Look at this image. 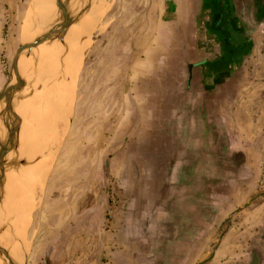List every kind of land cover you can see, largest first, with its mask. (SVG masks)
I'll return each instance as SVG.
<instances>
[{
    "label": "rangeland",
    "instance_id": "374dc122",
    "mask_svg": "<svg viewBox=\"0 0 264 264\" xmlns=\"http://www.w3.org/2000/svg\"><path fill=\"white\" fill-rule=\"evenodd\" d=\"M164 2L0 0V264H112L117 245L125 253L118 264H133L128 258L136 256L138 242L135 264H260L264 123L262 130L252 128L247 154L229 151L230 145L245 149L247 138L231 141L226 123L210 133L204 153L154 155L168 165L192 161L186 170L173 171L171 186V170H154L148 186L140 179L144 171L140 176L135 168L149 158L135 153L137 141L141 149L175 150L179 144L172 137L149 138L146 121L139 120L145 112L135 100L158 67L156 50L170 44L160 34ZM42 36L28 53L26 41ZM136 82L143 85L140 91ZM7 88L14 90L10 106ZM230 123L244 133L243 120ZM181 194L189 201L188 214L198 213L188 234L161 233L155 226L135 238L128 233V222L148 196L164 201L166 210L172 197L177 210L185 207L176 202ZM21 214L26 219L17 227ZM175 216L170 224L180 225ZM4 222L13 229L4 230ZM181 236L187 249L153 248L162 238Z\"/></svg>",
    "mask_w": 264,
    "mask_h": 264
},
{
    "label": "crops",
    "instance_id": "0c3cea01",
    "mask_svg": "<svg viewBox=\"0 0 264 264\" xmlns=\"http://www.w3.org/2000/svg\"><path fill=\"white\" fill-rule=\"evenodd\" d=\"M162 11L165 31H160V34L170 44H166L163 50H156L159 58L155 59V63L158 67L150 70L149 84L135 100L145 112H142L139 120L146 121L144 131H148L149 138L172 137L178 139L179 144L175 150H162L153 145L141 149L142 142L137 141L135 153H143L149 158L141 156L142 160L135 162V168L140 170V176L144 171L145 177L140 179L145 181L143 185L148 186L156 178L154 170H171L170 178L166 180L167 185L171 186L175 177L173 171L186 170L192 164H189V161L192 162L190 159L184 163L179 158L168 165L154 161V155H161V152L180 155L204 153L210 149L206 141L210 133L216 127L220 130L226 123L230 140L231 136L247 138L245 149L230 145L229 151L235 153L243 150L247 154L249 139H253L252 128L262 130L264 123V0H165ZM135 87L140 91L143 85L136 82ZM240 87L244 91L242 97L237 94ZM239 118L245 123L243 128L239 125L244 130L243 134L238 133L236 125L230 123L241 121ZM151 123L160 124L166 132L159 133V128ZM252 123H255L254 127ZM162 164L166 165L162 167ZM129 166L125 164L126 168ZM182 176L180 180L187 182ZM1 185L5 186L7 182ZM145 191L150 192V189ZM185 191V187H182L181 193ZM182 194L176 202L183 201L185 207L177 210L173 207L172 197V209L166 210L164 201L148 196L128 222V233L135 238L145 233L146 227L155 226L161 229V233L188 234L190 218H198V213L188 214L189 201ZM173 211L181 217L180 225L170 224L171 220L176 219ZM203 212L201 210L199 215L202 218ZM21 216V224L17 227L26 219L24 214ZM3 226L4 230L6 227L13 229L9 222H4ZM186 241L187 238L183 239L182 236L177 240L162 238V242L153 248L158 251H170L174 247L184 250L188 248ZM136 246V256L128 258L133 264L141 256L140 243ZM123 248V245H117V252L110 257L112 264L124 259ZM159 257L167 263L171 255L161 254ZM262 258L260 264H264V255Z\"/></svg>",
    "mask_w": 264,
    "mask_h": 264
},
{
    "label": "bare ground",
    "instance_id": "6f19581e",
    "mask_svg": "<svg viewBox=\"0 0 264 264\" xmlns=\"http://www.w3.org/2000/svg\"><path fill=\"white\" fill-rule=\"evenodd\" d=\"M42 3V2H41ZM40 3V4H41ZM44 6V5H43ZM47 6V5H46ZM45 8V7H44ZM43 8V9H44ZM92 8V7H91ZM88 9V8H87ZM98 14V13H97ZM50 17V16H49ZM39 20V19H38ZM66 21V20H65ZM50 23V22H49ZM64 24H65V22H64ZM64 24L63 25H61V27L62 28H64L63 26H64ZM45 25H47V24H45ZM49 25V24H48ZM85 26V25H84ZM55 31V30H54ZM44 39H46V38H44L43 36L42 37H37V39H35L33 42H29V41H26V45H27V52L28 53H30V54H32V50H33V48H34V43L36 42V41H38V40H44ZM43 57H44V55H43ZM14 90L13 89H11V88H7L5 91H4V94H5V101H6V105L7 106H10L12 103H11V101L13 100L12 99V95L14 94V92H13ZM40 101V100H39ZM51 117V116H50ZM35 171V170H34ZM36 176V175H35ZM34 178H36V177H34ZM28 180V179H27ZM30 181V180H29ZM34 181V180H33ZM23 243V242H22ZM24 250V249H23ZM25 251V250H24ZM20 252V251H19Z\"/></svg>",
    "mask_w": 264,
    "mask_h": 264
},
{
    "label": "water",
    "instance_id": "95a60500",
    "mask_svg": "<svg viewBox=\"0 0 264 264\" xmlns=\"http://www.w3.org/2000/svg\"><path fill=\"white\" fill-rule=\"evenodd\" d=\"M23 47H24V45H23ZM20 66V65H19ZM19 71V69L17 68V70H16V72H18Z\"/></svg>",
    "mask_w": 264,
    "mask_h": 264
}]
</instances>
